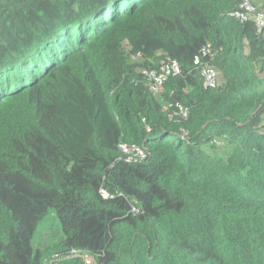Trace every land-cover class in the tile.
I'll return each mask as SVG.
<instances>
[{
	"label": "trees",
	"instance_id": "1",
	"mask_svg": "<svg viewBox=\"0 0 264 264\" xmlns=\"http://www.w3.org/2000/svg\"><path fill=\"white\" fill-rule=\"evenodd\" d=\"M243 1L264 14L0 0V264H264V29Z\"/></svg>",
	"mask_w": 264,
	"mask_h": 264
},
{
	"label": "built area",
	"instance_id": "2",
	"mask_svg": "<svg viewBox=\"0 0 264 264\" xmlns=\"http://www.w3.org/2000/svg\"><path fill=\"white\" fill-rule=\"evenodd\" d=\"M255 15V11L252 7L248 5L246 1H243L239 7V11H235L231 14L233 18L239 19L242 22H246L251 20ZM255 18V25L258 31L264 29V14L258 15ZM198 60L195 62L198 65ZM179 73V67L176 63H172L169 66L163 67L161 69V73L155 74L150 73L146 75L148 79L153 82L156 86L160 85L162 81L168 75H176ZM203 79H204V86L213 88L217 85V73L210 67L202 68L200 71ZM123 153L128 155L127 161H141L145 159V152L139 148L131 147L128 148L125 145H122ZM138 157H141L140 159ZM85 264H92V261L88 258H84Z\"/></svg>",
	"mask_w": 264,
	"mask_h": 264
},
{
	"label": "rangeland",
	"instance_id": "3",
	"mask_svg": "<svg viewBox=\"0 0 264 264\" xmlns=\"http://www.w3.org/2000/svg\"><path fill=\"white\" fill-rule=\"evenodd\" d=\"M139 159L141 157H138ZM60 233V226L56 217L53 213L48 214L44 220L39 224L37 232L35 234V241L38 242L39 239H42L44 235H58ZM35 243V244H36Z\"/></svg>",
	"mask_w": 264,
	"mask_h": 264
}]
</instances>
